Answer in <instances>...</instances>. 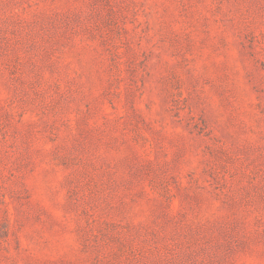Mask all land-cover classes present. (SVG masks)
<instances>
[{
    "label": "rangeland",
    "instance_id": "1",
    "mask_svg": "<svg viewBox=\"0 0 264 264\" xmlns=\"http://www.w3.org/2000/svg\"><path fill=\"white\" fill-rule=\"evenodd\" d=\"M0 264H264V0H0Z\"/></svg>",
    "mask_w": 264,
    "mask_h": 264
}]
</instances>
